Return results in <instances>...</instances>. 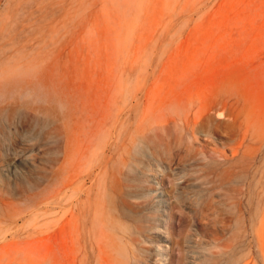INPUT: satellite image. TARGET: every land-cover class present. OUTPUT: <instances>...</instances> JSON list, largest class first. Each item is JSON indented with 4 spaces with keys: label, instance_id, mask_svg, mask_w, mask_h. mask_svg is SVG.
I'll return each mask as SVG.
<instances>
[{
    "label": "rangeland",
    "instance_id": "374dc122",
    "mask_svg": "<svg viewBox=\"0 0 264 264\" xmlns=\"http://www.w3.org/2000/svg\"><path fill=\"white\" fill-rule=\"evenodd\" d=\"M0 264H264V0H0Z\"/></svg>",
    "mask_w": 264,
    "mask_h": 264
},
{
    "label": "bare ground",
    "instance_id": "6f19581e",
    "mask_svg": "<svg viewBox=\"0 0 264 264\" xmlns=\"http://www.w3.org/2000/svg\"><path fill=\"white\" fill-rule=\"evenodd\" d=\"M7 105H8V104H7ZM216 107H217V106H216ZM147 136H148V135H147ZM144 140H146V139H144ZM145 142H146V141H145ZM101 146H102V145H101ZM97 149H98V148H97ZM101 149H102V148L100 147V150H101ZM168 151H169V150H168ZM102 158H103V157H102ZM179 159H180V158H179ZM89 166H90V165H89ZM89 166H88V167H89ZM97 168H98V167H97ZM99 169H100V168H99ZM99 169H97V170H99ZM98 172H99V171H98ZM98 172H97V173H98ZM97 173H96V174H97ZM94 178H95V177H94ZM137 179H138V178H137ZM137 182H138V181H137ZM88 184H89V183H88ZM83 186H84V185H83ZM82 189H83V188H82ZM173 190H174V189H173ZM76 195H77V194H76ZM135 200H136V199H135ZM71 203H72V202H71ZM138 204H139V203H138ZM61 206H62V205H61ZM175 206H176V205H175ZM173 210H174V209H173ZM90 215H91V214H90ZM90 215H89V216H90ZM88 221H89V220H88ZM86 223H88V222H86ZM141 224H142V223H141ZM84 228H85V227H84ZM85 230H86V229H85ZM92 236H93V235H92ZM171 244H172V243H171ZM174 244H175V243H174ZM177 244H178V243H177ZM92 249H93V248H92Z\"/></svg>",
    "mask_w": 264,
    "mask_h": 264
}]
</instances>
